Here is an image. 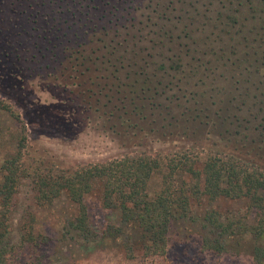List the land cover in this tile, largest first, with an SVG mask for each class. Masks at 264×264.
I'll list each match as a JSON object with an SVG mask.
<instances>
[{
	"label": "trees",
	"instance_id": "trees-1",
	"mask_svg": "<svg viewBox=\"0 0 264 264\" xmlns=\"http://www.w3.org/2000/svg\"><path fill=\"white\" fill-rule=\"evenodd\" d=\"M135 9L148 14L139 22V31L150 34L140 69L160 78L157 95L175 88L174 99L184 98L189 111L203 114L211 126H224L229 142L248 147L243 138L251 137V156L141 151L54 173L34 169V205L50 206L64 195L75 207L65 234L85 243L112 242L128 259L162 255L172 227L189 222L202 231L201 250L240 254L247 247L251 262L264 264V0H149L146 5L137 0ZM0 111L22 124L13 135L14 149L0 162V264H44L45 235L35 233L31 223L19 227L17 240L12 235L14 197L29 176L21 160L26 134L18 113L3 99ZM154 178L158 186L150 191ZM92 193L102 209L116 211L115 223L91 227L84 198ZM219 200L238 202L243 211L223 214L212 206ZM23 247L32 258L21 259Z\"/></svg>",
	"mask_w": 264,
	"mask_h": 264
},
{
	"label": "rangeland",
	"instance_id": "rangeland-1",
	"mask_svg": "<svg viewBox=\"0 0 264 264\" xmlns=\"http://www.w3.org/2000/svg\"><path fill=\"white\" fill-rule=\"evenodd\" d=\"M136 3L0 0V99L18 113L25 128L21 160L29 174L14 197V240L19 227L31 223L35 233L48 239L41 249L44 264H253L247 247L240 254L201 250L202 231L189 222L172 227L162 255L128 259L112 242L85 243L65 234L63 227L75 207L64 195L50 206L33 203L34 169L54 173L141 151L167 155L186 149L203 156L211 150L251 156L250 146L255 145L251 137L243 138L248 147L229 142L224 126H211L203 114L189 111L191 105L184 98L174 99L175 88L157 95L160 78L140 69L150 34L139 31L140 20L148 14L136 10ZM169 80L172 86L175 81ZM227 96L223 95L226 106ZM17 126L20 132L22 124L0 111V162L14 149ZM227 129L232 132V125ZM149 185L155 190L158 178ZM84 203L93 229L116 222V211L102 209L94 193ZM212 206L229 215L243 211L240 203L230 200ZM21 254L23 261L33 256L25 247Z\"/></svg>",
	"mask_w": 264,
	"mask_h": 264
}]
</instances>
